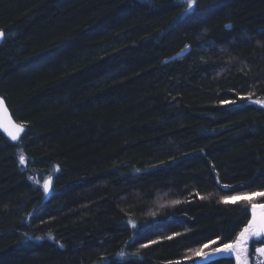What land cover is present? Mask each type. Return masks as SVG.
<instances>
[{
	"label": "trees",
	"instance_id": "16d2710c",
	"mask_svg": "<svg viewBox=\"0 0 264 264\" xmlns=\"http://www.w3.org/2000/svg\"><path fill=\"white\" fill-rule=\"evenodd\" d=\"M185 7L0 0V264H234L195 250L264 191V0Z\"/></svg>",
	"mask_w": 264,
	"mask_h": 264
},
{
	"label": "snow or ice",
	"instance_id": "6c2138e0",
	"mask_svg": "<svg viewBox=\"0 0 264 264\" xmlns=\"http://www.w3.org/2000/svg\"><path fill=\"white\" fill-rule=\"evenodd\" d=\"M182 2L186 5L185 12H188L193 9L196 0H182ZM4 37V31L0 30V42L3 41ZM241 99H243V97H241ZM247 99L249 103L264 106V100L252 99L251 93L248 95ZM222 103L230 102L222 101ZM0 127H3L12 140L18 139V134L23 131L24 127L22 124L17 125L11 120L2 98H0ZM19 160L21 164L26 162V158L22 153L20 154ZM225 187H227V185H225ZM48 188L49 183L46 182L44 184L45 191H47ZM258 197H264V191L242 192L239 195L222 197V202L225 204L242 202L248 205L251 212V219L232 243H224L221 247H217L211 252H204V248L208 247V245L205 244L202 248L195 250V255L201 256L202 254V259L210 261L213 254L225 256L235 253L238 264H248L247 242L253 237H264V203H256L255 201ZM174 203H179V201H175ZM168 239H171V237H168ZM153 243H155V241H153ZM212 243H216V241H212ZM256 251L264 255V248L256 249ZM175 264H179V262L177 261Z\"/></svg>",
	"mask_w": 264,
	"mask_h": 264
},
{
	"label": "rangeland",
	"instance_id": "374dc122",
	"mask_svg": "<svg viewBox=\"0 0 264 264\" xmlns=\"http://www.w3.org/2000/svg\"><path fill=\"white\" fill-rule=\"evenodd\" d=\"M264 203V202H263ZM257 237H253L251 238L248 242H247V259H248V264H260L264 261V255H261L258 251H255V253L253 255L250 254V251H249V247L251 246V242L255 240ZM217 248V246H213V244H208V247L204 248V252H211L213 249ZM259 248H264V246H261ZM257 248V249H259ZM202 256V254H201ZM201 256H197L196 255V258L198 260H204L201 258ZM237 264H238V261H237Z\"/></svg>",
	"mask_w": 264,
	"mask_h": 264
},
{
	"label": "water",
	"instance_id": "95a60500",
	"mask_svg": "<svg viewBox=\"0 0 264 264\" xmlns=\"http://www.w3.org/2000/svg\"><path fill=\"white\" fill-rule=\"evenodd\" d=\"M1 98V97H0ZM3 99V98H2ZM3 101H4V103H5V105H6V107H7V111H8V114H9V116L11 117V120L15 123V124H17V125H21L20 123H18L15 119H14V117H13V115H12V112H11V110H10V108H9V106L7 105V103H6V101L3 99ZM24 127H23V131L22 132H20L19 134H18V139L17 140H12L10 137H9V135H8V133L3 129V127H0V131L2 132V133H4V135L6 136V137H8L11 141H13V142H16V141H18L20 138H21V136H22V134L24 133ZM48 183H49V188H48V190H47V194L48 195H50L51 194V181H47ZM223 257H226V255L225 256H221V255H219V254H213L212 255V257H211V260L210 261H212V260H216V259H220V258H223Z\"/></svg>",
	"mask_w": 264,
	"mask_h": 264
},
{
	"label": "flooded vegetation",
	"instance_id": "af4514ba",
	"mask_svg": "<svg viewBox=\"0 0 264 264\" xmlns=\"http://www.w3.org/2000/svg\"><path fill=\"white\" fill-rule=\"evenodd\" d=\"M257 239V238H256ZM255 240V239H254ZM257 243H259V245L261 246H264V237H259L257 240H255ZM255 241H252V242H255ZM252 242H251V246L249 247V251H250V254L253 255L256 251L257 248L261 247V246H258V247H255L253 248L252 246ZM223 258H228V259H232V261L234 262V264H237V260H236V255L235 253H232V254H228L226 255V257H223ZM204 261V260H203ZM209 261V260H208ZM260 264H264V261Z\"/></svg>",
	"mask_w": 264,
	"mask_h": 264
}]
</instances>
